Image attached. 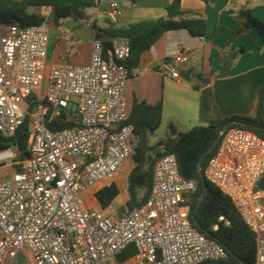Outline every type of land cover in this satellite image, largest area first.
<instances>
[{"label":"built area","instance_id":"obj_1","mask_svg":"<svg viewBox=\"0 0 264 264\" xmlns=\"http://www.w3.org/2000/svg\"><path fill=\"white\" fill-rule=\"evenodd\" d=\"M109 6L108 20L117 24L121 3L111 0ZM42 15L39 25L0 24V133L12 137L26 120L30 132L26 160H19L15 146L0 149V264H17L19 254L22 264H30L29 255L34 264H222L225 248L191 223L197 186L181 175L174 154L156 164L143 205L125 213L97 206V192L117 184L125 163L133 162L127 88L142 70L128 67L131 44L123 38H111L107 46L95 38L86 66L48 65L46 25L53 8ZM188 62L181 52L160 70L180 79L179 66ZM60 118L79 125L52 130ZM222 136L204 177L255 233L252 264H264V139L238 128ZM220 222L230 225L224 216ZM131 247L134 254L119 261Z\"/></svg>","mask_w":264,"mask_h":264},{"label":"crops","instance_id":"obj_2","mask_svg":"<svg viewBox=\"0 0 264 264\" xmlns=\"http://www.w3.org/2000/svg\"><path fill=\"white\" fill-rule=\"evenodd\" d=\"M110 1L99 0L96 8L85 10L82 17L65 19L63 26L52 20L54 27L48 32V65L68 62L86 66L95 38L108 45L111 38L104 31L110 25L107 15ZM118 1L123 15L116 25L123 27L166 18V8L174 0ZM43 9L34 11L42 14ZM242 9L252 10L264 21V0H182L185 18L206 19V34L196 37L186 29L169 31L143 54L137 65L142 74L130 80L127 100L129 109L135 102L163 103L162 124L154 134L148 135L151 145L167 139L171 124L178 132H188L217 117L256 116L258 90L264 83V39L256 28L247 26L240 14ZM58 28H63L64 33ZM238 30L241 33L236 35ZM241 49L243 53L238 54ZM181 52L189 55V62L179 66V71L190 70V79L163 75L161 64ZM131 163L129 173L135 167ZM97 206L100 207L98 203Z\"/></svg>","mask_w":264,"mask_h":264},{"label":"trees","instance_id":"obj_3","mask_svg":"<svg viewBox=\"0 0 264 264\" xmlns=\"http://www.w3.org/2000/svg\"><path fill=\"white\" fill-rule=\"evenodd\" d=\"M98 4L99 0H0V24L39 25L43 23L44 17L41 13L35 12V8L52 7L56 22L58 19L82 17L85 10L96 8ZM166 12V18L147 20L123 27L110 24L104 31L109 38H123L130 42L131 56L127 62L129 68L136 67L143 54L150 50L166 32L186 29L196 37L206 34V19L185 18L187 13L182 10V0H174L167 6ZM240 14L246 19L247 26L256 28L264 39V21L256 17L250 9H242ZM240 33L241 30H238L236 35ZM104 44L107 46V43ZM240 53H243L242 49L239 50L238 54ZM195 88L198 89L197 86ZM258 95L259 104L255 117L240 115L217 117L207 125L196 126L188 132H178L171 124L167 139L155 145L149 143L148 135L154 134L162 124L163 103L160 101L155 105H149L146 102H135L129 109V123L135 128L133 155L135 167L127 178L129 199L126 208L120 209V213L133 210L148 200L156 164L163 156L174 154L181 175L194 181L197 186L191 198L192 225L207 239L215 240L225 248L228 258L222 264H252L256 259V235L246 225L232 201L207 182V193L198 205L199 197L205 190L198 164L203 157L201 171L204 174L209 161L216 155L223 136L209 152L207 151L224 127H227L226 131L232 128L243 129L264 139V83L259 88ZM78 125L74 120L60 118L49 126L52 130H59ZM29 138V121L26 120L14 136L6 138L0 133V149L15 146L20 151L19 160L24 161L30 156ZM17 169L21 170V166ZM259 187L264 188V177ZM120 193L116 183L102 188L96 194L99 206L106 209L113 204ZM222 216L230 222L229 226L220 222ZM134 252V248L131 247L120 254L118 260L126 261Z\"/></svg>","mask_w":264,"mask_h":264},{"label":"rangeland","instance_id":"obj_4","mask_svg":"<svg viewBox=\"0 0 264 264\" xmlns=\"http://www.w3.org/2000/svg\"><path fill=\"white\" fill-rule=\"evenodd\" d=\"M77 20L79 22L80 19H77ZM65 21H66L65 19H58L56 24L58 26H63L65 24ZM53 27L54 26H53V22L52 21L46 25V29H47L48 32ZM76 102H78V99L77 98H73L72 104L70 106V108L73 111H76V105H75ZM132 167H133V163H131L130 161L126 162L124 168H122V170H121V175L117 179V182H118V184L120 186L121 193H120L119 197L112 204L113 207L116 208V209L120 208L121 210H124L126 208V203H127L128 199H129V194H128L127 182H126L125 178L129 174L128 169H130ZM11 172H12L11 168L6 169L4 171V173H5L4 176L5 177H9L11 175ZM121 178H123V180ZM28 261L30 262V264H34V260L32 259V257L30 255L28 256Z\"/></svg>","mask_w":264,"mask_h":264},{"label":"water","instance_id":"obj_5","mask_svg":"<svg viewBox=\"0 0 264 264\" xmlns=\"http://www.w3.org/2000/svg\"><path fill=\"white\" fill-rule=\"evenodd\" d=\"M181 75L183 76V78L189 80L190 79V75H191V71H182ZM227 127H224L221 132L219 133L217 139L215 140L214 144L209 148V150L207 152H209L219 141V139L221 138V136L223 135V133L226 131ZM203 160V157L200 159L199 164H198V170L203 178L204 181V185H205V190L204 192L200 195L199 200H198V205L203 201L206 193H207V180L204 177V174L201 171V162ZM23 263V255L19 254L18 258H17V264H22ZM16 264V263H15Z\"/></svg>","mask_w":264,"mask_h":264}]
</instances>
